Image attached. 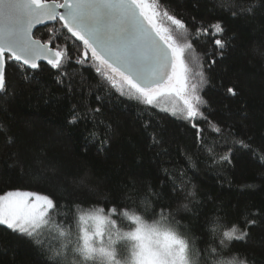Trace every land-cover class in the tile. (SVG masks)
Segmentation results:
<instances>
[{
    "label": "trees",
    "instance_id": "obj_1",
    "mask_svg": "<svg viewBox=\"0 0 264 264\" xmlns=\"http://www.w3.org/2000/svg\"><path fill=\"white\" fill-rule=\"evenodd\" d=\"M151 1L185 26L174 35L191 45L185 59L203 116L190 121L126 97L100 61L76 63L82 42L61 22L36 32L63 61L29 71L7 58L0 196L31 192L57 207L37 229L42 246L0 226V264H106L83 251L81 220L91 213L116 223L122 263L139 216L183 240L189 264H231L237 253L264 264V0ZM215 24L223 32L213 35ZM233 226L247 235L224 248Z\"/></svg>",
    "mask_w": 264,
    "mask_h": 264
},
{
    "label": "snow or ice",
    "instance_id": "obj_2",
    "mask_svg": "<svg viewBox=\"0 0 264 264\" xmlns=\"http://www.w3.org/2000/svg\"><path fill=\"white\" fill-rule=\"evenodd\" d=\"M59 8L65 11L59 12ZM155 16L156 12L149 0H64L63 3H57V0H0V93L6 92V52L10 53L9 59L22 61L31 69L39 67L36 61L40 59H46L54 68L61 67L59 58L62 53H53L47 45L32 38V30L37 24L60 20L63 21L62 27L75 40L82 42V58L78 57L76 63L100 61L108 65L113 72H119L148 104L152 103L154 90L156 93L175 90L179 94L180 89H170L165 81L175 77L177 83L182 84V74L185 71L183 48L174 46L170 42V36L161 34L168 30L160 28ZM169 19L178 28L185 27L180 19L174 16H169ZM211 27L214 29L213 35L223 32L219 24ZM204 34L207 35V30ZM199 35L197 32V36ZM215 44L220 48L224 47L220 39H216ZM186 46L191 47L190 44ZM229 92L235 95L232 89ZM185 104L188 106L185 119L191 121L198 115L203 116L188 100H185ZM95 111L99 112L100 109ZM78 118V113L74 114L70 123H76ZM193 127L196 125L193 124ZM197 135L199 136V131ZM223 159L229 160V157L224 156ZM31 197H35V202H29L27 198ZM56 207L54 201L47 196L31 192H8L0 196V226H6L31 243L42 246L44 241L39 238L37 229L48 211ZM184 207L187 209V205ZM112 211L116 212L117 209L113 208ZM160 215L163 217L166 214L161 212ZM132 219L141 223L139 216H133ZM142 232L141 224L135 232L128 233L131 238L141 241L138 256L140 264H188L185 257L187 245L183 240L165 234L164 248L153 251L145 243ZM237 232L235 226L224 231L220 245L227 248L233 239L243 240L247 235ZM212 251L215 252L216 249ZM57 255L60 253L54 252L51 259H55ZM108 255L111 256V253Z\"/></svg>",
    "mask_w": 264,
    "mask_h": 264
},
{
    "label": "rangeland",
    "instance_id": "obj_3",
    "mask_svg": "<svg viewBox=\"0 0 264 264\" xmlns=\"http://www.w3.org/2000/svg\"><path fill=\"white\" fill-rule=\"evenodd\" d=\"M149 3L152 5L153 10L156 12L155 21L160 26L161 29H167L166 33H161L162 35L170 36V42L174 44V46L183 48V63L185 67V71L183 72V80L182 84L177 83L175 77L166 85L172 88L180 89V93L177 94L175 90L161 91L156 93L154 90V95L152 98V103L148 104L146 99L138 93L132 86L128 83L127 80L119 72H113L110 67L106 64L101 63V68L105 75L110 79L116 86H118L126 97H130L132 99L141 100L147 103L148 105H153L158 109H162L164 111L169 112L170 114H176L180 117L187 116V104H185V100H188L189 103L194 104L196 100V91L195 86L192 84V75L190 74V69L185 59L186 46H183L177 43L175 38V32L179 28L167 17L162 11L159 10L158 6H156L151 0ZM20 193H26L20 192ZM6 195V194H5ZM4 196V195H3ZM41 196V195H40ZM29 202H35V197L27 198ZM43 203V202H42ZM51 213V210L42 218L40 225L38 227L41 228L47 222V217ZM82 244L83 251L89 257L95 255L100 261L106 264H117V262H113V258L108 255V253L115 252L118 256L117 260L118 264H140L138 256L141 252V248L139 247L141 241L131 238L127 234V239L134 242V252L131 255L128 263H122L120 261V257L125 254L126 249L122 245L121 241H119L117 237L116 223L112 219H108L107 217L99 214H87L82 218ZM134 221V220H133ZM135 222V221H134ZM141 224L135 222V230L141 227ZM143 225V224H142ZM165 234L174 235L168 229L160 228V227H149L143 225L142 235L145 237V243L153 250L163 249L166 243ZM175 236V235H174ZM180 239V238H179ZM88 249H91L89 252ZM112 251V252H111ZM185 257L187 259V248L185 250ZM188 261V259H187ZM189 264V261H188Z\"/></svg>",
    "mask_w": 264,
    "mask_h": 264
},
{
    "label": "water",
    "instance_id": "obj_4",
    "mask_svg": "<svg viewBox=\"0 0 264 264\" xmlns=\"http://www.w3.org/2000/svg\"><path fill=\"white\" fill-rule=\"evenodd\" d=\"M64 2V0L62 1V2H59V3H63ZM59 12H64L65 11V9H63V8H59V9H57ZM62 23L63 24V21H60V20H57V21H55V22H53V21H46L45 23H42V24H37L34 28H33V30H32V38L34 39V35H35V33L36 32H38L39 30H41V29H45V28H49L50 26H53V25H56L57 23ZM34 40H36V39H34ZM41 42V41H40ZM41 44H43L42 42H41ZM50 49H52V47H51V45H47ZM52 51H53V53L55 52V50L54 49H52ZM10 56V53H5V56H4V60H5V69H4V71H6V67H7V58ZM60 64L62 63V61H63V56H61L60 58ZM11 61H13L14 63H16V64H21L22 66H24L25 68H27L29 71L31 70V71H37L38 70V68L40 67V65H46V66H51L50 64H48V62H47V60L46 59H40V60H37L36 62H37V64L39 65V67L37 68V69H31L30 68V66L29 65H24L23 64V62L22 61H15L14 59H11ZM169 75L171 76V72L169 73ZM5 77H6V72H5ZM174 78V77H173ZM172 78V79H173ZM171 79V80H172ZM171 80H168V81H165V84L166 83H168V82H170ZM6 83H5V87H6ZM0 95H1V93H0Z\"/></svg>",
    "mask_w": 264,
    "mask_h": 264
},
{
    "label": "clouds",
    "instance_id": "obj_5",
    "mask_svg": "<svg viewBox=\"0 0 264 264\" xmlns=\"http://www.w3.org/2000/svg\"><path fill=\"white\" fill-rule=\"evenodd\" d=\"M231 264H248V261L246 258L240 256L237 253V254H233V257L231 258Z\"/></svg>",
    "mask_w": 264,
    "mask_h": 264
}]
</instances>
